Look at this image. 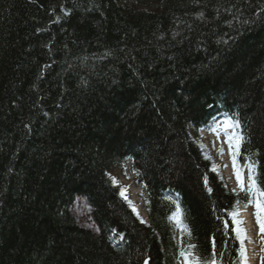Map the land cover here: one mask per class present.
Returning a JSON list of instances; mask_svg holds the SVG:
<instances>
[{
	"label": "trees",
	"instance_id": "16d2710c",
	"mask_svg": "<svg viewBox=\"0 0 264 264\" xmlns=\"http://www.w3.org/2000/svg\"><path fill=\"white\" fill-rule=\"evenodd\" d=\"M225 111L264 191V0H0V264H172L181 239L233 264L251 194L227 191L189 136ZM124 160L149 225L107 175ZM76 196L98 233L75 224Z\"/></svg>",
	"mask_w": 264,
	"mask_h": 264
},
{
	"label": "rangeland",
	"instance_id": "374dc122",
	"mask_svg": "<svg viewBox=\"0 0 264 264\" xmlns=\"http://www.w3.org/2000/svg\"><path fill=\"white\" fill-rule=\"evenodd\" d=\"M217 130L215 131L218 135L219 138L222 137V141H218L217 144L216 142H214V135H204L202 133L201 139L204 143V145L211 151V152H215L216 150L219 149L218 146L222 145V149H224V152H228L230 153L229 150V146H227L225 144V141L227 140V136L225 135V129L223 126V123L220 122L218 123L217 127H215ZM227 133L228 135L232 134V130H230V128L227 129ZM225 138V140H224ZM210 140L212 142H210ZM213 143V144H212ZM232 151H234V146ZM223 152V151H222ZM222 158L223 156H218V158ZM224 158H222V160L218 159V163H220L221 165H223ZM226 174V172H225ZM111 176L113 178H115L118 182H120L119 184H121L124 188V192L126 193V195L131 199L132 203L134 204V208L136 210V213L141 214V212L143 211V208L141 206V190L138 187V183L136 181V179L133 177V175H131L126 169L122 170V169H114L113 171H111ZM228 179V184L232 187V188H237V184L236 182L231 178H225ZM242 184L244 185V187L247 188V184L248 181L245 177V179H242ZM257 199H259L256 195H254V200L253 203L250 205L249 209L246 210L245 212L242 213V217L244 218V220H247V224H248V228L250 229V227H252V235L255 234V239L259 238V234H258V224L256 222V202ZM71 214L74 216L75 221L77 222L78 225L80 226H90V220L88 218V213L85 209L84 203H83V199L82 198H78L73 204H72V210H71ZM263 216V214H262ZM260 242V241H259ZM260 250L262 249L264 251V243H261L259 246ZM262 255H264L263 253L260 252H256V256H259L255 262L257 263L259 258H262Z\"/></svg>",
	"mask_w": 264,
	"mask_h": 264
},
{
	"label": "snow or ice",
	"instance_id": "6c2138e0",
	"mask_svg": "<svg viewBox=\"0 0 264 264\" xmlns=\"http://www.w3.org/2000/svg\"><path fill=\"white\" fill-rule=\"evenodd\" d=\"M223 126L225 129V135L227 136L226 143L229 145V150L232 156V162H233V170L236 174L237 177V182L240 185L241 191H245L244 185L240 184L241 180V175L240 172L237 170V162H236V155L239 150V147L241 143H243V136L240 135L238 132L235 131V129H238L240 127L239 121H234L231 119H226L223 122ZM232 128L233 132L231 135H228L227 129ZM213 131H216V128L212 129ZM233 146H235L236 151H232ZM222 153V150H221ZM248 167V184H247V193L252 194L255 193L258 197H264V191H261L258 186H257V177L255 174V164L249 160V163L247 164ZM124 190H121V196H124ZM251 202V201H249ZM256 222L260 227V232L264 233V216H262V213H264V202H262L260 199H257L256 202ZM180 215L181 211L179 207H177L176 213L170 219H173L176 221L177 225L180 226L181 221H180ZM237 213H232V218H233V223L236 225L234 227V231L237 233V236H243L244 235V230L239 227L243 222L236 219ZM185 228L181 226V233L183 236V233L185 232ZM243 242V241H242ZM195 245H188L187 248L183 246V240L181 239V250H180V256L184 258L185 264H218V261L216 259L217 253L215 251V247L213 248L212 252V258L210 259H204L196 255L194 252ZM241 256H245V250L242 248L241 250ZM222 255V253L220 254ZM145 264H148V261H145Z\"/></svg>",
	"mask_w": 264,
	"mask_h": 264
},
{
	"label": "bare ground",
	"instance_id": "6f19581e",
	"mask_svg": "<svg viewBox=\"0 0 264 264\" xmlns=\"http://www.w3.org/2000/svg\"><path fill=\"white\" fill-rule=\"evenodd\" d=\"M61 9L64 11L63 13L65 14V16L66 17H68L69 16V14L71 13V11H69V9L67 8V7H61ZM60 12H62V11H60ZM53 16H55V18L57 19L56 21H59L60 20V22H62L65 18H61V16H59V14H57V12H55V11H52V13H51ZM57 24V23H56ZM260 264H264V261H262V262H260Z\"/></svg>",
	"mask_w": 264,
	"mask_h": 264
}]
</instances>
